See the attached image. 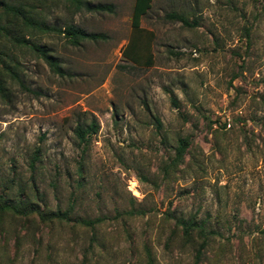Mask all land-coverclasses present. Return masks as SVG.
<instances>
[{
    "label": "rangeland",
    "instance_id": "rangeland-1",
    "mask_svg": "<svg viewBox=\"0 0 264 264\" xmlns=\"http://www.w3.org/2000/svg\"><path fill=\"white\" fill-rule=\"evenodd\" d=\"M0 2L35 23L0 16V206L21 210L0 209V264H194L201 236L195 264H264V0H152L147 67L120 55L134 0Z\"/></svg>",
    "mask_w": 264,
    "mask_h": 264
},
{
    "label": "trees",
    "instance_id": "trees-1",
    "mask_svg": "<svg viewBox=\"0 0 264 264\" xmlns=\"http://www.w3.org/2000/svg\"><path fill=\"white\" fill-rule=\"evenodd\" d=\"M151 0H134L130 21V30L128 33V37L126 42L120 48V55L128 60L130 63L137 66H150L152 65V53H151V43L154 38V34L151 30H148L145 27L139 26V16L146 12V10L150 7ZM95 10L99 11H111L112 6L110 4H95L93 5ZM11 14L10 16H8ZM169 18L173 20H178L181 24L189 26L191 23L184 18L182 15L177 14L175 12H171L167 14ZM0 16L9 17L12 19H20L23 22L25 27H29L34 25V21L30 20L29 16L25 13L23 7H16L9 4H4L0 2ZM15 20L7 21L0 25L1 30H8L7 25L13 26L15 24ZM195 22L193 21L192 24ZM65 29V30H64ZM62 33L66 34L68 39L71 42H76L78 38L96 40L102 36V34H94V33H85L82 30L74 27H66L64 28ZM39 50L40 55L48 61L49 65L58 72V68L55 65V62L52 61L44 51H41L39 48H35ZM1 62V61H0ZM5 67L6 64H4ZM156 126L159 127V122L155 120ZM98 124L94 118L77 120L73 127V135L76 139L77 144H82L85 146L89 142V137L97 132ZM189 142L187 138L182 137L177 139L176 146L173 149V157L171 159V164L175 165L178 161L182 160L183 154L185 150L188 148ZM9 209L14 212L21 211L17 206L13 204H5L0 206V209ZM130 213L129 211L126 212ZM47 219H51L50 216H44ZM41 216V218H44ZM99 220V218H94L92 220L82 219L81 222L83 224L91 226L95 221ZM175 223L180 226L181 232L184 235H188L192 228H197L198 233L202 234L204 231L203 222H193L192 220L184 219V218H176ZM206 237L201 236L200 243L198 244V249L194 253V264L198 259L199 253L201 249L205 246ZM146 262L147 264H151V257L148 250H145Z\"/></svg>",
    "mask_w": 264,
    "mask_h": 264
},
{
    "label": "crops",
    "instance_id": "crops-1",
    "mask_svg": "<svg viewBox=\"0 0 264 264\" xmlns=\"http://www.w3.org/2000/svg\"><path fill=\"white\" fill-rule=\"evenodd\" d=\"M151 1H152V0H151ZM148 30H150V29H148ZM125 42H126V41H125ZM125 42H124V43H125Z\"/></svg>",
    "mask_w": 264,
    "mask_h": 264
}]
</instances>
